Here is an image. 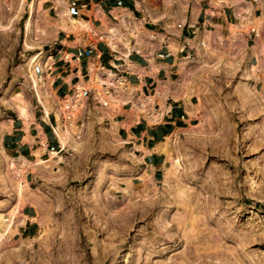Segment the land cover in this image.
<instances>
[{
  "label": "rangeland",
  "instance_id": "374dc122",
  "mask_svg": "<svg viewBox=\"0 0 264 264\" xmlns=\"http://www.w3.org/2000/svg\"><path fill=\"white\" fill-rule=\"evenodd\" d=\"M58 1L46 0L34 13L38 29L54 21ZM147 1L157 7L164 0ZM185 1L214 6L211 0ZM236 1L239 13L251 8L264 14V0ZM17 5L0 0V23L10 25L0 29V55L12 56L0 58V175L7 171L14 180L4 174L6 188L0 179V233L17 203V178L5 160L18 154L3 145L21 116L13 100L20 94L28 103L25 118L37 104L26 76L36 52L24 46L28 14ZM247 37L259 38L254 30ZM251 72L244 60L232 59L199 73L201 112L171 137L177 149L165 150L156 179L110 126H85L72 115L66 121L70 141L58 148L61 160L34 171L31 185L24 176V201L32 194L47 202L41 234L28 238L16 231L2 240L0 264H264V72ZM66 100L72 101L61 99V106ZM177 153L175 169L171 155Z\"/></svg>",
  "mask_w": 264,
  "mask_h": 264
},
{
  "label": "crops",
  "instance_id": "0c3cea01",
  "mask_svg": "<svg viewBox=\"0 0 264 264\" xmlns=\"http://www.w3.org/2000/svg\"><path fill=\"white\" fill-rule=\"evenodd\" d=\"M26 1L23 10L27 12ZM33 1L41 2L40 10L44 9L46 0ZM62 1L68 3L72 16L90 20L92 28L86 32L64 29L48 21L31 33L35 56L39 58L36 71L46 77L49 86V93L44 97H49L45 100L49 111L45 114L43 105L36 98L33 115L27 118V115H21L14 119L12 129L4 135L3 145L17 153V157L22 155L33 164L37 157L44 159L43 155L50 150L59 152L62 145L55 130L58 126L56 111L62 107L61 99L69 97L72 101L74 98L76 100L80 88L82 98L80 95L74 116L77 122L85 126H110L119 140L130 147L144 171L150 170L156 179L167 161V139L181 133L198 119V116L190 114L189 109L200 104L197 95L199 73L210 71L217 62L225 63L232 59L244 60L247 66L255 65L256 70L252 72L257 75L264 72V56L260 54L258 41L250 42L248 32L239 34L234 31V27L247 17L263 29V13L254 11L247 15L239 13L234 7H208L203 2L191 7L185 0L179 4L175 0L171 4L164 0L157 7L147 0ZM122 14L138 28H144L145 32L135 34L131 23L125 28L128 34L123 35L116 47L112 48L107 40L109 26L116 23L119 20L117 16ZM0 58L12 56L0 55ZM183 62L186 64L184 68ZM95 69L110 73L108 80L103 81L102 88L127 94L130 92L133 99L143 98L147 101L164 87L165 93L160 90V95L148 107L150 115L162 114L161 119L149 122L143 115L136 118L131 100L123 104L122 111H109L100 101L95 88L86 85ZM105 75V72L101 74L106 79ZM190 84L195 87L191 88ZM182 85L191 86L193 91L186 101L179 96L186 90L190 92V89ZM175 92L179 94L174 99ZM199 110L201 112V105ZM34 165L26 173L30 185L36 173L34 171L40 167V164H36L32 168ZM44 203L30 194L25 204L20 206L21 212L16 215L25 219L16 230L19 234L28 238L40 236L39 221H46L48 216V211L43 209L47 202Z\"/></svg>",
  "mask_w": 264,
  "mask_h": 264
},
{
  "label": "bare ground",
  "instance_id": "6f19581e",
  "mask_svg": "<svg viewBox=\"0 0 264 264\" xmlns=\"http://www.w3.org/2000/svg\"><path fill=\"white\" fill-rule=\"evenodd\" d=\"M58 2L60 4V5H58V7L59 6L60 7H59V10H58V14H57V16L54 17L55 19L53 21V23H54V25L56 27H61V28H64V29H75V30H79V31H83V32L89 31L92 28V23L90 22V20L84 19V18H81V17H75V16L71 15V13L69 11V8H68V5H67L68 3H66L65 1H62V0H59ZM211 2L217 8L222 7L225 3H227L226 1H223V0H211ZM23 3H25V0H18V5L17 6L19 8L23 7L25 5ZM228 3H234V5H233L234 8L239 9L238 8L239 7V3L236 0H229ZM26 5H27L28 16L24 20V29H25V33H26L24 46L26 48H28V49H33V48H35V44L32 42V40L31 41L28 40V36H30L31 33L33 31H35L36 28H37V25L35 24V21H34L35 19L33 18V15H34L35 11H39L41 9V2L37 1V3H35L33 0H28V1H26ZM247 10H248L247 15H249V13L251 12V8H248ZM117 18L119 20L116 23H112L109 26V31H108V34H107L108 43L110 44V46L112 48L116 47V43L118 41H121L123 35H127L128 34V31L125 28H127V26L129 27V25H131V23H132L129 18H125L124 14H122L120 16H117ZM154 18L156 19V16ZM150 19H151V17H150ZM257 19H255V20H257ZM258 20H260V19H258ZM11 21H13V19ZM11 21H10V24L12 23ZM102 21H103V19H102ZM7 28H10L9 23H7V24L0 23V29H7ZM123 29H125V31ZM132 30H133V32L135 34H142V33L145 32L144 28H142V27L138 28L135 25V23H132ZM249 30L256 31V35L259 36L257 44L259 43L260 46H261V51H264V31L261 30V28H259V25L256 23V21L255 22L253 20L251 21L250 18L247 17L245 20H242L239 24H237L234 27V31H236V33H239V34L245 33V32L247 33ZM38 63H39L38 55H36V56L32 55L31 58L29 59V64H28L29 68L27 67L28 71L26 72L28 75H26V76L29 77L30 80H31L32 86L34 88V93H35L34 96H36L38 101L43 105V108H44L43 111L45 112V114H48L49 109H48V106H47V103H46L45 100H47L49 97H47V99L44 98V97H46L48 95V93H49V91H48L49 90L48 89L49 86H48V82L46 80V77L43 74L42 75L38 74L37 73L38 70L36 71V67L38 66ZM185 63H186V61H185ZM185 63L183 62V65H182V63H180V65H182L183 68H184V65H186ZM249 67H250L251 71H255L256 70V66L255 65H250ZM104 72L106 73L105 76H107L106 79L103 76H101V74L104 73ZM102 73L100 71H98L97 69L93 70V72L91 73V79L86 85H90L89 88L91 86H93L95 88L96 93H98V95H99L100 101H102L104 103V105L109 109V111L114 112V113L120 112V111H122L123 104H125L128 100H131L130 102H131L132 109H133V112L135 113V117L136 118L139 117L140 115H143V116H145V118H147V120L149 122H154V121H157V120L161 119L160 116L162 114L150 115L149 112H148V107L153 104L155 97L159 96L161 91H162L163 94L165 93L164 87L160 89L161 91L158 89V91L155 92L156 94L154 93L152 96H150L147 99V101H145V99H143V98H137V99L135 98V99H133L131 97V95H130L131 94L130 92H129L130 94L129 93L127 94V93L122 92L120 90L109 91V90H107L105 88H102L103 81H107L109 76H110V73L108 71L104 70V71H102ZM182 86L185 87V88H186V86L188 87V85H185V86L182 85ZM191 86H190L191 88L195 87L193 85H191ZM190 87H188V89H190ZM85 88H87V87H85ZM94 88H93V90H94ZM165 88H166V86H165ZM174 89H175V91L177 90L176 87ZM180 89L183 90L181 87H180ZM79 92L80 93H78V95L80 96L81 92H82V89L79 88ZM176 92L174 93L175 96L173 95L174 99L176 98V95L179 94V93L176 94ZM182 92H180V93H182ZM192 93H193L192 89H190V92L188 90H186L182 94H180L179 97H182L186 101V99H188L190 97V94H192ZM195 94H196V91H195ZM49 95H51V94H49ZM79 96H78V98L76 100L74 98V100L71 101V102H70V100H66L65 104L62 107L58 108V110L56 111L58 126L56 127L55 130L57 131L56 133L58 134L57 136H58V139L60 140L59 142H61L62 146H64L65 143L67 144V141L68 142L70 141L71 129H70L69 125H67L66 121L72 115L76 116L77 110H78V102L80 101ZM81 98H82V95H81ZM68 99H69V97H68ZM13 101H14V103L16 105V110L18 112V115L19 114L20 115H26L28 113L27 112V108H28L27 104L28 103H26V101L22 97V95H20V94L16 95L14 97ZM62 103H63V101H62ZM104 105H103V107H104ZM196 105L191 106V110L189 109V112H190L191 115H193V116L196 115V117H197L199 115V113H200V110H199L200 104L197 105V106ZM151 114H153V113H151ZM176 134H178V133H175L174 135H176ZM175 137H177V136H175ZM176 142H177V140H176ZM176 142L174 140H172L171 138H168L167 141L165 142V150L168 151V147L170 148L171 146H173L174 149H177L176 148L177 147L176 146ZM163 147H164V145H163ZM36 155H39V154L36 153ZM176 155L179 156L178 153L174 154V155H171V160H172L171 161L172 162L171 165H173V167L172 166L171 167L175 168V169H176V165L179 163V162H177L175 160ZM2 156H3V154H2ZM5 156H6V154L4 155V158H2V157L1 158L2 159H6ZM169 156H170V154H169ZM60 158H61V155L59 154V152L57 150H50L48 152L47 159H41L40 157H37L35 159L34 164L35 165L38 164V166L40 164V167H41V164H42L43 167H49L50 165L56 164V162H58ZM3 161H1V162H3ZM5 161L8 162V164L5 163L6 165H8L7 168H11L12 171H13L12 175H14L17 178V183L15 184L16 188H14V191L16 192L15 195H16V198H17V203H15L14 206H12L9 219H6L7 222L5 224V227H4L3 231L0 233V242H2V240L6 241V238L11 236V235H13L14 232L17 230L18 226L20 224L24 223V219L25 218L23 216H21V215L17 216L16 214L21 212V211H19V209H21L23 203L25 204L24 200H26V198H24V196H26V195L23 196V192H25V191L22 192V189L25 187V186L23 187V185H24L23 183H24V180H25L24 176L26 175L25 173H26V171H28L29 167L34 165L32 163V161L31 162L28 161L22 155H20L18 157H12V156H8L7 155V160H5ZM5 164H4V166H5ZM35 165L32 168H34ZM38 166H36V167H38ZM6 172L2 171L1 175H0V177H1L0 179L2 180V182L4 181L5 184H6V180L7 179L4 176V174ZM7 174H9V173H7ZM12 177L10 175V179H9V176H7L8 181L10 180V182L14 183V180L12 181V179H13ZM149 179H150V177H149ZM7 184L4 185L6 188L8 187ZM25 185H26V183H25ZM23 190H25V189H23ZM29 196H30V194H29ZM9 238L11 240V237H9Z\"/></svg>",
  "mask_w": 264,
  "mask_h": 264
},
{
  "label": "built area",
  "instance_id": "2783aa9c",
  "mask_svg": "<svg viewBox=\"0 0 264 264\" xmlns=\"http://www.w3.org/2000/svg\"><path fill=\"white\" fill-rule=\"evenodd\" d=\"M179 26H181V25H179Z\"/></svg>",
  "mask_w": 264,
  "mask_h": 264
}]
</instances>
